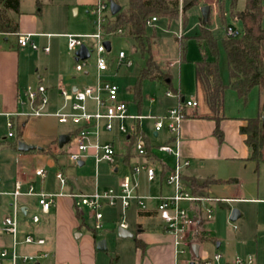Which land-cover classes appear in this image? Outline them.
<instances>
[{
    "label": "rangeland",
    "instance_id": "374dc122",
    "mask_svg": "<svg viewBox=\"0 0 264 264\" xmlns=\"http://www.w3.org/2000/svg\"><path fill=\"white\" fill-rule=\"evenodd\" d=\"M115 1L123 9L127 5V0ZM197 2L198 4L187 9L184 15L179 9L178 16L175 19L158 18L151 26H147L146 32L149 36L151 55L163 72L171 74L172 88L179 90V93L186 99L195 95L198 101V111L210 114L205 103L202 87L196 85L194 81V63L201 56L193 37L198 33L201 8L205 6L209 8L206 26L217 37L224 36L226 27L222 25L220 13L222 15L223 12L229 10V0H197ZM244 5L245 0H236L237 11L242 10ZM262 6L264 8V0H262ZM19 11L22 13V17L26 18L28 25L30 24L29 16L32 15L37 18L36 33L54 34L53 37H38L39 41L32 38L38 49L31 50L30 48L17 49L16 35L0 33V48L11 49L17 54L19 85L23 89L28 86L36 87L39 84L38 77H43L42 85H45L47 79L55 80L56 74L60 71L67 72L69 77L81 76L74 69V55L67 49L66 38L63 35L82 36L97 33L95 18L89 7L82 3V0H41L39 5L36 0H21ZM225 23L227 27L237 31L239 36L242 34V26L239 21L226 16ZM261 26L264 28V15L261 19ZM179 33H181L180 37L178 36ZM1 37H8V41L4 42ZM182 37L186 38L184 61H180L179 57L178 39ZM104 42H108L110 45V51L106 53L110 65H114L113 61L117 53L123 51L127 56L125 61H131V66L125 67L122 65L118 68L116 75L113 74L114 71L112 70L111 74H102L101 79L114 84L118 89V99L127 103V109L131 114H137L138 108L132 102L129 89L133 86L135 76L138 69L144 64V59L139 52L134 51V41L128 37L102 36L101 43ZM85 45L90 51V57L88 58L89 72L93 74L94 71L91 66L94 63L97 41L91 38L85 39ZM43 48H47L49 53L45 54ZM218 48L219 74L222 82L228 84L229 77L225 53L220 44ZM140 90L142 96L140 114L145 120H141V126L147 132L150 143L157 145L159 139H154L150 132V121L154 124L151 116L163 117L168 108L175 107L178 104L179 98L175 94L168 97L166 95L167 89L157 81H143ZM261 93V89L254 88L250 91L244 103L237 99L232 90L226 89L223 99V116L255 117ZM22 108L27 112V107L23 106ZM50 112V109L46 111L47 114H50ZM8 120L9 117L0 114V143L3 140H6V142L16 141L14 129L12 130V136H8L9 129L6 126ZM23 121L25 120L13 123L15 127L18 126L17 131L21 132L17 142L23 141L28 145H39L42 148L39 151L40 154L35 151L21 154L0 145V222L4 217L13 215V208L10 205L13 199L7 194L13 191L14 182L20 173L31 176L30 181L35 192L43 191L51 194L66 193L70 189L75 194H89L93 193L95 189H116V185L123 177L129 175V169L122 165L119 155L125 150L122 138L126 134L120 133L116 128L110 132L101 128L97 141L99 146L113 143L111 147L114 153L113 163L100 161L95 165L91 157L92 150H88L83 165L78 166L68 161L67 147H63L60 154L56 150V140L50 141L51 136L65 133L68 130L67 125L59 123L56 118L51 116L30 117L28 120L26 119L28 122L24 128L22 138L23 129L20 127V122ZM118 123H115V126ZM123 123L127 127L129 126L128 121ZM139 140L144 141L141 135L136 138V141ZM38 141L43 142L41 144ZM129 151L132 154L136 153L135 143L129 147ZM159 157L162 161L170 162L168 156L159 154ZM50 158L57 160L53 162ZM146 162L148 163L147 160ZM248 164L247 169L233 167V175H239L240 177L239 183H218L211 186L208 196L214 200L211 201L213 214L211 220L203 227L205 236L200 248L202 255L211 257L213 252H218L227 259L233 257L247 259L248 256H251L252 264H264V162L259 164L257 171H255L253 162L249 161ZM143 165V158L134 157L130 167H141ZM36 167L45 169L46 176L43 180L34 176L33 169ZM114 167L118 168L116 173L111 172ZM59 169H61L65 180L63 186L55 182V176ZM229 169L224 170L225 175L232 171ZM154 170L156 178L153 181H148L143 171L135 177L139 196L158 197L160 195V184L163 196L171 193V189L160 181L159 169L157 170V167H154ZM57 198L59 197L55 198V202ZM154 202V200L147 201V208H154ZM17 203L19 207L22 204L28 206L29 211L25 215L20 213L17 215L19 225L16 234V253L20 256L35 254L38 246L24 244L23 240L26 236L44 239L45 245L42 247L47 256L39 259L38 264H70L77 259L81 262L92 261L93 264H110V262L116 264L117 261L118 264H131L134 260L135 237H137L138 230L142 228L147 233L158 231L160 222L157 217H139V208L132 202L126 210H122L120 206L115 211L105 209L104 215L106 217L114 214V222H103L100 230H94L89 211L82 208L79 212L81 218H75V226L72 229L69 226L67 232L65 225L58 227L61 220L55 218L53 210L47 216L42 215L36 199L34 201L32 196H20ZM232 210H236L240 214V217L235 221L229 219ZM75 211L76 209L72 210L73 215ZM68 212L67 209L64 213L68 214ZM34 213L40 219L37 225H33L30 221ZM65 214H63L64 219L62 218L63 222L68 221ZM122 219L128 226L126 232L129 237L120 238L118 236V223ZM102 240L106 243V251H98L96 248L97 243ZM217 244L219 246L216 248ZM6 246H9V241L7 237L3 236L0 238V251ZM181 249H183L182 246L179 247V250ZM9 250H11V247ZM184 250L187 257L189 251ZM0 264L11 263L0 259ZM16 264L22 263L17 261ZM24 264L35 263L28 262Z\"/></svg>",
    "mask_w": 264,
    "mask_h": 264
},
{
    "label": "built area",
    "instance_id": "2783aa9c",
    "mask_svg": "<svg viewBox=\"0 0 264 264\" xmlns=\"http://www.w3.org/2000/svg\"><path fill=\"white\" fill-rule=\"evenodd\" d=\"M179 9L181 10L183 0H177ZM109 0H95L92 7V15L95 18L97 25V33L90 35H66L67 49L73 53L81 46H85V39H95L97 45L95 48L94 69H95V82L93 85L83 86L76 89L74 92L61 90L60 97L63 100L61 108L54 114H47L46 107L48 105V97L46 88L42 85L36 87H27L25 90V99L20 101L21 106L28 108L26 111H19L13 115H6L9 120L6 123L9 129L8 136H12L13 123L11 117H21L29 119L30 117L39 116H53L61 124H71L77 126L75 133L71 136L66 143L67 159L72 164L78 165L84 161L87 156L88 150H92L91 157L95 165L100 161H106L112 164L114 153L112 144L98 145L99 130L103 128L106 131L115 129V123H118L117 130L120 133L133 136L135 133V123L142 119V116H131L127 113V106L125 102L118 99V89L114 84L102 80V74H111V66L107 60L106 48L104 43H101L102 27L110 15ZM157 21L156 17H151L146 21V26H151ZM120 33V31H118ZM225 35L230 38L238 37L237 31H233L230 27H226ZM181 36V33L178 35ZM17 45L20 48H30L37 50V45L32 40L31 34H16ZM87 48V47H86ZM88 50V49H87ZM45 53L48 52L47 48H43ZM89 51V50H88ZM90 53V51H89ZM90 57V55H89ZM126 55L123 51H119L115 56L114 72L116 75L120 66H131V61H125ZM171 65V64H170ZM88 67V59H76L74 69L77 72H82ZM167 96L171 93L167 92ZM94 104V111L90 112L87 107L88 102ZM197 101L194 98L183 100L177 106L169 108L163 117L153 118L154 131L159 132L166 129L169 133H177L181 122L186 117L189 109H196ZM125 120H130L134 124L130 130L124 125ZM135 148L136 155L143 158L144 165L141 167L135 166L130 169V174L125 176L118 184L116 189H95L93 193L89 194H67L73 202V207L76 211L81 212L82 208L89 211L90 217L93 220L94 230H100L103 225L104 210L108 208H115L117 205L122 210L129 208L130 204L134 202L139 208V211H147V201H155V210L157 216L162 222L164 230L169 233L173 238V244L177 255L185 254L187 249L190 252V246L196 242L191 239V235L201 233V226L209 222L212 218L213 207L212 198L203 197L194 194L191 189L185 186L183 181V171L190 166V161L181 156L179 150V141L173 140L171 143H166L156 147V150L165 155L171 156L174 159L172 167L163 176V184L171 189V193L163 196L160 194L158 197H141L137 194V184L135 177L141 172H145L146 179L153 181L156 178L154 166L146 162L147 152L143 140L136 141ZM35 176L44 178V169H36ZM56 181L61 186L65 185V180L62 172L56 174ZM22 183L17 181L14 184L13 192L8 194L13 202V215L6 216L2 219L0 224V233L10 235L12 240L11 250L3 249L0 253V259H7L11 264H16L17 261L22 264L38 262L39 259L45 258V252H39L37 255L20 256L16 253V234L19 222L17 215L21 213V208L18 206L17 200L20 196H33L36 197L37 205L40 207L42 213L49 212L50 206L55 202V198L63 194H49L43 191L35 192L32 184H28L26 189L23 190ZM33 225H37L40 219L37 214L32 215L30 219ZM127 224L122 219L118 223V228L127 229ZM24 244H35L42 246L45 240L42 238H34L26 236L23 240ZM182 246L183 249L179 250ZM192 257V255H191ZM201 264H222V255L215 253L211 258L202 259ZM251 256L247 259L233 257L229 263L226 264H252Z\"/></svg>",
    "mask_w": 264,
    "mask_h": 264
},
{
    "label": "crops",
    "instance_id": "0c3cea01",
    "mask_svg": "<svg viewBox=\"0 0 264 264\" xmlns=\"http://www.w3.org/2000/svg\"><path fill=\"white\" fill-rule=\"evenodd\" d=\"M49 1H51V0H49ZM94 2H95V0H90V1L89 0H84V1L82 0V3H84L86 6H88L90 10H92ZM74 11H76V10H74ZM7 14H8L7 16L11 20H13L14 22L17 23L18 34H31L32 38H35L34 39L35 41H39L38 37H43V36L53 37V35H54L53 33H36L35 29L38 26V21H37V18H35L32 15L28 17L29 22H30V24L28 25L26 18L22 17V13L20 11L18 14L14 13L12 11L7 12ZM18 18H19V20H18ZM66 35H70V34H66ZM66 35H63V37L66 38ZM1 39L4 42L8 41V37H1ZM66 46H67V39H66ZM19 48L20 47H18V45H17V49H19ZM48 53H49V50L45 54H48ZM126 58H127V56H126ZM74 61L76 62L75 57H74ZM74 65H75V63H74ZM17 66H18L17 54L15 52H13L11 49H7L5 47L0 48V114H2L4 116L9 115V114L13 115L16 112L24 111L22 108L23 106L20 105V101L25 99L26 88L23 89L18 83L19 82L18 81L19 70H18ZM89 67L90 66L88 64V67H86L82 72H79V74L81 75L79 77H73V76L69 77V75H67L68 74L67 72L60 71L59 73L56 74L55 80L51 81V79H47L45 85H42L43 77L37 78L39 81L38 85H42L46 88V94H47L48 101H49L48 105L46 107V111H48L50 109L51 110L50 114H54L61 108L62 103H63V100L60 97V91L61 90H67V91L74 92L76 89L82 88L83 86L94 84V82H95V78H94L95 69H94V66L92 65L91 67L93 68L94 73L91 74L89 72ZM114 69H115L114 66H111V70H114ZM139 69H138V71H139ZM170 77H171V74H170ZM194 81H195L196 85H200L199 83H197V81L195 79V75H194ZM170 84H171V80H170ZM171 88H172V86H171ZM173 91H175V92H173ZM167 92H170L171 95L172 94L178 95V98H179L178 104L181 101H183L184 99L188 100L184 96H182L181 93H179V90H175L172 88L170 91L167 89ZM170 96H168V97H170ZM191 98H194L197 101V98L195 95L191 96L189 99H191ZM119 100H121V99H119ZM121 101H123V100H121ZM123 102H125V101H123ZM125 104L127 106L126 102H125ZM87 107H88V110L90 112L94 111V104L92 102L89 101L87 103ZM137 108H138L137 114H131L127 109L128 115L141 116L140 108L138 106H137ZM209 115L210 114H206V113H202V112L198 111V101H197V108L196 109H189L187 111L186 117L181 122L179 130L176 134L175 133L174 134L169 133L166 129H162L159 132H155L154 127H153L154 125H153L152 121H150L151 122L150 132L152 134V137L154 139H159L157 145H152L150 143V140L148 139L147 132L141 126V122L145 121V120L142 118L135 123V127H136L135 132L137 133V136L138 135H141L142 137L144 136L145 138H147L149 140V143L152 146L151 151L157 158V162L153 166L157 167V170L159 169L160 174L158 176H159L160 181L162 183H163V176L172 167V165L174 163V159L171 156H168L170 158V162L167 163L166 161H162L159 157V154H161V153H159L156 150V147L163 145V144H166V143H171L175 139H177L179 141V150H180L181 156L190 161V166L187 167L183 171V181H184L185 186L189 187L194 194L199 195V196H203V197H209L208 192H209L211 186H213L214 184L208 185L207 187H204V188H198L197 190L194 191L193 188L190 186V184L187 182L186 178L193 177L194 179H196V181L198 183H202L206 179H209V178L218 179V180H222V181L234 179L235 180L234 182L239 183L240 177H239V175H233L234 174L233 173V167H239L242 169H244V168L247 169L248 165H249L248 164L249 161L247 160L249 152H248L246 145L244 144V136L239 133V127L244 126L245 125V119L250 118V117L224 116V119L219 122V128L223 134V140H222V142H219L213 134V130L215 128V123H214V121L207 118ZM51 117H53V116H51ZM144 117H146V116L144 115ZM151 117L159 118L157 116H151ZM11 119H13L14 122L19 121V120H26L24 118L14 117V116H12ZM152 120L154 121L155 119H152ZM125 121L129 122L128 127L125 124L124 125L126 126V128L128 130H130L131 126L134 123L130 120H125ZM27 122L28 121H25L24 124L20 125V127L23 129L22 130V138H23L24 128H25ZM65 125L68 126V130L65 133H58L55 136L50 137V141L56 140V150L58 153L59 152L62 153V148L65 147V145H66L65 144L61 149L58 148V144H57L58 136L67 135L70 138L71 136L69 134L75 133L76 129L78 128L77 126H73L71 124H65ZM116 126H115V128L117 129ZM20 136H21V134H20ZM130 137H132V138H130ZM132 140L135 141V135L134 136L125 135L122 138V141L124 142L125 150L121 154H119L120 159H121V163L123 166L128 167L129 174H130V169H131L130 164H131L132 159H134V157H138L136 155V153L132 154L129 151V147L132 144H134V142ZM18 142H23V141H18ZM38 142L42 144L43 141H38ZM111 144L113 145V143H111ZM32 146H34V145H32ZM35 147H36V149L33 151L38 152L40 154L39 151H41L42 147L39 145H35ZM29 152H31V151H29ZM26 153H28V152H26ZM21 154H23V153H21ZM58 156H59V154L57 155V157ZM51 160L53 162H55L53 159H51ZM79 164H81V165H79ZM79 164H78V166H82L83 161L80 162ZM162 165H164V167L166 168V171L164 174L161 173V169H160V166H162ZM40 168L44 169L43 167H36L33 169V173L35 172L36 169H40ZM229 168L232 171L227 173L228 175H225L224 170H226V169L228 170ZM44 171H45V169H44ZM59 171L62 172L60 169H59ZM117 171H118V168L114 167L111 172L116 173ZM229 174H231V175H229ZM34 176H35V174H34ZM45 176H46V171H45ZM37 178L43 180L45 177L44 178L37 177ZM55 179H56V177H55ZM30 180H31V176L25 175L24 173H20L17 175L14 184L17 181L21 182L23 185L22 186L23 190H25L28 184H32V182ZM55 182L58 184V182L56 180H55ZM118 184L116 185L117 187H118ZM96 187H97V185H96ZM13 189H14V187H13ZM161 190H162V187L160 184L159 194H161ZM70 193H73L71 189L69 192L62 193L63 195L59 196V198H57L56 202H54L50 206L48 213L44 214L41 212L43 216L44 215L47 216L50 213V211L53 210L55 213V218L61 220V222H59L58 227L60 228V227H63L65 225V228H67V232L69 231V226H70V229H72L75 226V220L74 219L75 218H81V215L78 211H75L74 215L72 214L73 213L72 210L75 208L73 207V202H72L71 198H69L67 196V194H70ZM49 194H51V193H49ZM33 198L35 201L36 197H33ZM222 198H224V197H222ZM36 203H37V200H36ZM30 207H33V206H30ZM118 207H119V205H117L115 208H108L106 210H109V211L114 210L115 211V209H117ZM20 208L22 210L20 214L25 215L26 212L29 211L28 206H26L24 204H22L20 206ZM67 209L69 212H68V214H65L64 212ZM139 212H141V211H138V214H139ZM76 213H78L79 217H77ZM63 214L66 215V218L68 219L67 222L62 221ZM111 216L106 217V215H104L103 222L104 223L105 222H111V223L114 222V217H115L114 214H112ZM139 217H141V218L157 217L159 219V217L157 216L156 210H155V204H154V208L148 207L147 211L144 212V215L139 216ZM0 224H1V222H0ZM204 225L201 226V233H198L197 235L192 234L190 236L191 239H193L196 242L195 244L199 245V258L197 260L193 259V257H191V255H190V253L188 254L187 257H186V254H182V255L176 254L175 247L173 244V238L169 233H167L164 230L162 222L160 220L159 225H158L159 226L158 231H155L152 233H147V232H145V229L140 228L138 230L137 237H135L134 260L131 262V264H201L200 261H202V259L211 258L213 256V254L218 253V252H213L211 257L201 254L200 248H201L202 242L204 241V236H205L204 235L205 230L203 229ZM126 230H128V227ZM3 236L8 238L9 246L3 247L1 249V251L3 249L9 250V248L12 245L11 237H10V235L0 233V238ZM136 243H137V245H136ZM44 245H42V246H44ZM36 246H38V245H36ZM42 246H38L37 250L35 251V254H31V255H37L39 252H45L43 250ZM218 246L219 245L217 244L216 248ZM1 251H0V253H1ZM218 254H220V253H218ZM1 260H6L7 262H9L7 259H1ZM231 260H232V258L227 259V258H224L222 255V262L221 263L226 264V263H229ZM35 264H38V262H36ZM70 264H93V262L92 261L91 262H88V261L87 262H83V261L81 262L77 259L75 262H71ZM116 264H118V261L116 262Z\"/></svg>",
    "mask_w": 264,
    "mask_h": 264
},
{
    "label": "trees",
    "instance_id": "16d2710c",
    "mask_svg": "<svg viewBox=\"0 0 264 264\" xmlns=\"http://www.w3.org/2000/svg\"><path fill=\"white\" fill-rule=\"evenodd\" d=\"M20 1L0 0V33L18 34V25L7 16V12L12 11L18 14ZM40 1L36 0V3L39 5ZM109 1L116 2L115 0ZM196 4H198L197 0H183L182 15L187 9ZM178 13L179 4L177 0H127L126 7L121 8L115 15L110 14L102 27V34L106 37L125 36L132 39L134 41V51L139 52L144 59V65L139 69L135 76V82L129 89L132 102L139 108L142 105L140 86L143 81H158L169 91L172 89L170 74L163 72L151 55L146 21L151 17L172 20L178 16ZM223 14L225 19L226 16H229L232 20L241 23L242 34L235 38L227 37L225 34L223 37H217L200 19L198 33L193 37L201 56L194 63V75L197 83L202 87L205 103L210 111L207 118L214 121L213 134L219 142L223 140L219 122L224 119L222 110L225 90H232L237 98L244 103L251 90L254 88L262 90L258 100L257 115L245 119V125L239 127V133L244 136V144L249 152L247 160L255 164V171H257L259 164L264 162V125L262 122L264 115V28L261 26L264 8L262 0H245L244 8L240 11L236 10V0H229V10L223 12L222 15L220 13L222 25L227 27ZM185 39L183 37L178 39L180 61L185 59ZM219 44L222 46L226 57L228 84L222 82L219 74ZM11 120L14 123V120ZM25 121L21 122L20 125L24 124ZM14 127L12 130L14 129L16 141L6 142V140H3L0 145L18 153L17 138L21 132L17 131V125ZM71 134L69 135L72 136L74 133ZM134 135L136 136L137 133L135 132ZM143 138L147 152L146 160L154 165L157 158L151 151L152 146L149 140L144 136ZM132 141L134 142V140ZM56 160L54 159L55 162ZM160 169L161 173L164 174L166 171L164 165L160 166ZM186 180L194 191L211 184L235 181L234 179L222 181L209 178L202 183H198L193 177L186 178ZM76 214L79 217L78 213ZM138 215L143 216L144 212H139Z\"/></svg>",
    "mask_w": 264,
    "mask_h": 264
},
{
    "label": "water",
    "instance_id": "95a60500",
    "mask_svg": "<svg viewBox=\"0 0 264 264\" xmlns=\"http://www.w3.org/2000/svg\"><path fill=\"white\" fill-rule=\"evenodd\" d=\"M109 10H110L111 15H115L121 10V7L116 2L110 1L109 2ZM208 14H209V8L207 6L202 7L201 8V19L205 24L208 21ZM104 46L106 48V51H110V45L108 42H104ZM89 55H90V53L85 46H81L78 50L75 51V59H81V60L88 59ZM262 122L264 125V115L262 118ZM68 140H69V137L67 135L58 136V139H57L58 148L61 149L68 142ZM35 149H36L35 146L27 145L24 142H18L17 143V151L18 152L26 153L29 151H33ZM79 165H81V164H79ZM239 217H240L239 212L236 210H232L230 213L229 219L231 221H235ZM118 236L120 238H125V237H129V234L126 232V230H124L122 228H118ZM96 248L98 251H106L105 241H103V240L99 241L96 245ZM190 252H191L193 259L197 260L199 258V245L198 244H192L190 246Z\"/></svg>",
    "mask_w": 264,
    "mask_h": 264
}]
</instances>
